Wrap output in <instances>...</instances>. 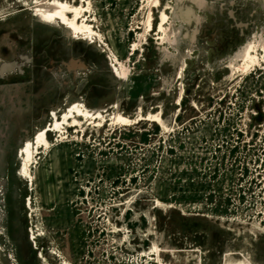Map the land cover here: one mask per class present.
I'll use <instances>...</instances> for the list:
<instances>
[{"label":"rangeland","instance_id":"rangeland-1","mask_svg":"<svg viewBox=\"0 0 264 264\" xmlns=\"http://www.w3.org/2000/svg\"><path fill=\"white\" fill-rule=\"evenodd\" d=\"M53 1L0 0V264H264V0Z\"/></svg>","mask_w":264,"mask_h":264},{"label":"bare ground","instance_id":"bare-ground-1","mask_svg":"<svg viewBox=\"0 0 264 264\" xmlns=\"http://www.w3.org/2000/svg\"><path fill=\"white\" fill-rule=\"evenodd\" d=\"M196 2V1H195ZM75 10V9H74ZM67 11H72L73 12V8L70 7L67 3H62L59 2L58 0H54L51 3H47V4H41L40 6H37L36 10L34 11L36 17H38L39 21L41 23H46L47 25H55V24H60L63 25L65 27H67L70 31H72L74 34H79V33H88V34H92V30L90 28V26L82 23H77L75 21L76 17H74L72 20L69 19L66 16V12ZM75 12H77L75 10ZM190 12V11H187ZM186 12V13H187ZM191 13V12H190ZM75 14V13H74ZM189 15V14H188ZM165 14H162V20H165ZM150 25V22H149ZM172 27V26H171ZM164 33H166L167 35H169L170 33H167L168 31L170 32L169 29H163ZM86 36V35H84ZM83 36V37H84ZM92 38V37H91ZM80 39V38H79ZM85 39V38H84ZM83 39V40H84ZM166 38H162V40H165ZM77 40V39H76ZM96 40V39H95ZM80 41V40H79ZM90 41V40H89ZM94 42V41H93ZM96 42V41H95ZM92 45V44H91ZM253 60H250V63ZM247 65V64H246ZM66 66L68 67H80L81 69H84L85 66L84 64L80 63V62H76L75 60L70 61V63L66 64ZM249 67V66H248ZM64 68V67H63ZM5 69V68H4ZM7 69V67H6ZM86 69V68H85ZM2 72V71H1ZM82 107V106H81ZM82 109V108H81ZM78 108V106L76 107V111L78 113V115H83L86 116L87 114H85L84 112H86V110L84 112H82V110ZM84 110V109H83ZM75 114V113H74ZM74 122L76 123L77 121L74 120ZM43 133H39L37 135V143H39L42 139H43ZM31 140V139H30ZM30 144V143H29ZM23 151V150H22ZM33 155V154H32ZM31 156V149L27 148L24 150V152H22V158L23 161L21 160L22 164H21V170L20 172L23 173L25 176L27 175L28 172V165H29V158ZM32 160V159H31ZM31 163V162H30Z\"/></svg>","mask_w":264,"mask_h":264},{"label":"water","instance_id":"water-1","mask_svg":"<svg viewBox=\"0 0 264 264\" xmlns=\"http://www.w3.org/2000/svg\"><path fill=\"white\" fill-rule=\"evenodd\" d=\"M45 134V133H44Z\"/></svg>","mask_w":264,"mask_h":264}]
</instances>
